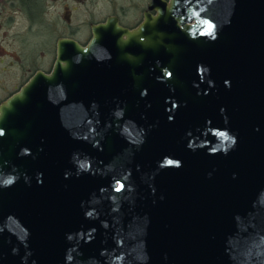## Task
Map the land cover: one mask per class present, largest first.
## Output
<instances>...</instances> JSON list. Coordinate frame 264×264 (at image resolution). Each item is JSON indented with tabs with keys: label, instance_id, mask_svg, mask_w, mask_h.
<instances>
[{
	"label": "water",
	"instance_id": "obj_1",
	"mask_svg": "<svg viewBox=\"0 0 264 264\" xmlns=\"http://www.w3.org/2000/svg\"><path fill=\"white\" fill-rule=\"evenodd\" d=\"M147 7L0 105V264H264V0Z\"/></svg>",
	"mask_w": 264,
	"mask_h": 264
},
{
	"label": "flooded vegetation",
	"instance_id": "obj_2",
	"mask_svg": "<svg viewBox=\"0 0 264 264\" xmlns=\"http://www.w3.org/2000/svg\"><path fill=\"white\" fill-rule=\"evenodd\" d=\"M167 1V0H164ZM149 0H0V105L33 76L48 73L59 39L84 46L91 26L113 17L135 28Z\"/></svg>",
	"mask_w": 264,
	"mask_h": 264
}]
</instances>
